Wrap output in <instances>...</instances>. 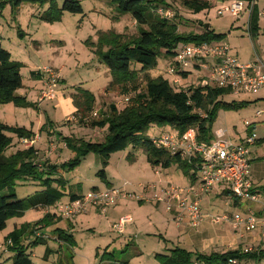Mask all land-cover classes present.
<instances>
[{
	"label": "rangeland",
	"instance_id": "rangeland-1",
	"mask_svg": "<svg viewBox=\"0 0 264 264\" xmlns=\"http://www.w3.org/2000/svg\"><path fill=\"white\" fill-rule=\"evenodd\" d=\"M65 1L72 0H0V44L10 54L11 61L21 65L20 74L22 78V88L16 94L18 99L0 104V123L7 127L4 134L10 140V147L4 153L6 157L27 149L22 139L12 129H25L31 133L41 131L44 138L37 145L40 158L43 157L44 150L48 149V145L51 144L55 146L52 159L61 160L62 165L77 158L78 148L82 142L102 143L108 134L107 126L103 129L83 126L78 123V117L75 116L67 122L54 112L52 103L40 106L37 92L42 88L39 82L31 78L33 71L38 73V69L48 68L58 73L60 78L57 91H62L69 97L91 94L94 98L93 109L90 114L86 115L84 119L86 122L98 121L103 116H108L110 105H114L119 112L125 108H137V96L145 93L148 78L162 77L171 85L175 79L167 73L169 66L173 65L172 61L158 59V65L155 69L140 74L138 85H134L135 88L129 84L123 85L129 88V91L124 95L121 94L120 87H113L111 90L114 79L102 61L101 53L106 52L107 48L101 43V40L103 37L113 34L125 35L128 38L137 37V27L132 17L129 14H117L113 0H77L80 3L82 14L59 13L58 11H61ZM158 1L160 2L153 3V6L158 5L162 11L170 13V21L177 25L180 34L190 32L200 34L205 30L203 25H209L216 34H228L226 29L228 21L216 16V11L219 8L216 3L210 4L208 10L199 14H192L184 8L182 0H163V4H161V0ZM230 44L234 45L232 47L238 49L241 54L251 52L245 48L244 44H239L234 36H232ZM256 46L259 48L257 44ZM229 49L230 52L233 51L230 46ZM140 68L139 65L131 66V69L135 71H139ZM188 72H190V77L180 83L182 86L187 84L184 86L185 88L200 87L202 82L208 80L209 77L207 71L204 70L190 69ZM209 85L211 88H215L213 83L209 82ZM19 93L22 96H19ZM255 95L234 96L226 93L221 96L218 101L223 104L242 105L247 101L248 103L235 110L220 108L213 124V133L216 130H223L227 132L225 139L235 143L243 140L246 137V131L242 121L244 119L251 121L256 110L264 108V104L255 105L253 103ZM248 97L251 99L248 100ZM94 113L96 114L95 117L93 116ZM45 114L49 117L53 127L49 126ZM55 129L58 130L56 137L46 144L47 131L53 132ZM165 130L170 129L150 125L146 130V136L153 139ZM256 132L257 135H264V130L259 128ZM61 137L70 139L72 148H66ZM128 149L130 154L133 152L135 158L133 166L118 169L117 164H110L106 172L108 179L114 180V186H116L114 189L122 190L133 197L130 200L119 201L115 207L107 209L105 213L89 207L86 213L80 216L81 218L78 217L80 221L77 219L79 222L75 225V232L72 233L76 245H73L72 248L63 245L62 248L63 255L67 258L72 257L68 259L70 264L99 263L98 259L104 253V249L111 244L113 239L118 238L119 234L112 230L110 232L109 228L106 227V218L115 216H127L131 219L130 223H133L124 226V236H128V229L132 227L134 230L137 228L138 233L141 234L146 230V233H143L144 237L146 234H157V232L162 235V239L148 238L143 241L144 243H138V247L133 244L131 250L124 253H121L115 246L118 261L126 262L131 259L132 263L130 264H159L155 256L157 254L166 255V251L163 250L167 244L169 245L168 248L173 243L175 246L179 245L184 249L189 248L186 247L185 236L190 228L186 222H182L181 226L177 225L172 220V215L166 213L163 204L148 201L155 195L161 196L162 190L169 186L188 187L190 180L185 176L183 169L177 165H172L166 170L154 169L147 163L142 150H133L130 147ZM116 154L120 155L121 153ZM78 158L81 159L79 166L63 175L68 182L81 185L82 191L87 194L93 186L100 183L97 173L101 169V162L100 158L93 153L84 157L79 154ZM112 161H114V157ZM252 164L255 169L252 175L254 183L264 187V177H262L264 176V160L254 161ZM37 184L32 181H18L13 189L18 199H24L42 190ZM125 184L127 186L124 189ZM148 186H154L155 189H145ZM223 189L225 188L223 187ZM134 195H142L146 202H137ZM208 197L201 206L203 215L207 213L213 216H220L224 213L245 214L243 209H234L233 207L237 206V203L225 193H219L218 187L214 188ZM64 202L66 201L61 200L58 204ZM52 212L53 208L30 211L25 222L31 224L25 225L26 229L18 233L21 243L27 247H30L33 238H37V234L43 236V238H39L40 240L47 242L46 245L41 244L27 251L32 264H58V246L57 249L54 248L55 241L50 240L49 236L52 237L56 229H68L67 225L70 222L56 218L53 219L54 224L48 227L38 224L39 219ZM20 219L10 220L6 229L0 231V264H12L13 253L8 252L12 244L5 239L14 230V225L24 222ZM149 220L154 222L153 228H149ZM209 223L207 225L209 226L207 244L217 245L216 239L221 237L223 233L230 234L232 237L236 234L229 224L224 223L215 226ZM92 227L94 228L93 232L89 231V228ZM219 245L214 246L213 249L223 252L222 244ZM46 246H49L55 253L49 254L44 259ZM96 249L99 250L97 255ZM258 249L259 246H256V250ZM138 250L142 251L143 254L139 255ZM189 250L187 252L193 254H198V252L202 254L203 252L193 248ZM240 264H264V254L259 259L241 262Z\"/></svg>",
	"mask_w": 264,
	"mask_h": 264
},
{
	"label": "trees",
	"instance_id": "trees-1",
	"mask_svg": "<svg viewBox=\"0 0 264 264\" xmlns=\"http://www.w3.org/2000/svg\"><path fill=\"white\" fill-rule=\"evenodd\" d=\"M116 13L119 15L129 14L136 27L137 37L128 38L125 35H109L103 37L101 43L107 48L101 53L102 61L113 76L114 83L111 86L120 87L121 94L129 91L123 85L129 84L135 88L138 85L140 74L153 70L158 65V59L171 60L175 77L179 79V85L170 84L162 77L155 79L148 78L145 85V93L137 96V108H125L118 111L114 105L109 106V115L103 116L98 121H84L86 115L93 109L94 98L91 94L73 95L72 101L76 109L75 117H78L79 124L92 128L103 129L108 127V134L102 143H84L78 148V155L87 156L90 153L100 158L101 169L97 178L105 182V168L108 166L111 155L124 152L129 147L142 150L146 156L147 163L154 169L166 170L172 165H177L185 172L191 185L195 183L196 177L190 173V167L182 162L179 157H172L167 152L156 149L146 136V130L150 125L167 127L183 134L189 129L196 131L198 142H209L213 139L212 131L217 111L220 108L235 110L242 108V105L223 104L218 99L229 93L225 89L211 87L185 88L180 85L190 77L189 70H182L175 64L176 49L180 45H200L221 41L224 36L215 34L210 29L197 34L190 32L180 34L177 25L170 21V18H163L156 14L158 5L153 3L158 0H113ZM211 0H182V5L192 14H199L210 7ZM161 0V4H163ZM59 13L82 14L79 1H65ZM205 27V25H203ZM105 36V35H104ZM253 38V36H252ZM132 65H139V71L131 69ZM21 65L11 61L10 54L0 44V104H6L17 100L16 92L22 88ZM32 75L37 74L31 72ZM135 85V86H134ZM125 87V88H124ZM132 89V88H131ZM134 90V89H132ZM246 104V102H245ZM7 127L0 123V231L7 227V223L14 218H22L28 211L48 210L56 206L68 195L69 200L78 199L74 194L66 195V183L62 173L76 169L80 160L77 158L60 166H53L45 162L42 165L37 163V151L29 147L13 155L6 157L5 151L10 147V140L4 134ZM21 139L31 141L34 134L25 129H12ZM66 148L71 147V140L61 137ZM128 154L127 158H130ZM58 176V178H55ZM32 181L38 183L42 191L32 196L18 199L13 187L16 182ZM79 186V185H78ZM77 186V188H78ZM70 188V187H69ZM95 191V190H92ZM228 195V193H225ZM54 215L47 213L38 224L45 227L53 224ZM25 226L14 229L5 240L12 246L8 252L13 253L12 264H32L27 255L29 249L41 245L39 238L30 242V247L24 246L18 233L23 231ZM57 230H55L56 232ZM59 231V230H58ZM70 247L73 241L63 235L58 236ZM52 254L46 249L44 259ZM264 251L243 253L242 251H228L222 254H193L184 249H174L169 254L156 255L155 259L159 264H240L250 262L253 259L261 258ZM70 256V255H69ZM72 257H68L71 259ZM129 264L119 262L115 257L104 251L99 258L102 264ZM58 264H70L69 260L64 263L58 259Z\"/></svg>",
	"mask_w": 264,
	"mask_h": 264
},
{
	"label": "built area",
	"instance_id": "built-area-1",
	"mask_svg": "<svg viewBox=\"0 0 264 264\" xmlns=\"http://www.w3.org/2000/svg\"><path fill=\"white\" fill-rule=\"evenodd\" d=\"M247 4L245 0H234L228 5H221L216 11V16L230 17L239 22L245 12H252L257 0H247ZM156 14L163 18L171 17L169 12L162 9H158ZM247 35L252 39L251 33L248 32ZM175 64L182 70L207 71L209 77L202 82V88L210 87L211 82L215 87L225 89L234 96H251L264 89V62L257 59L241 64L231 55L229 46L225 43L180 45L176 49ZM37 72L43 82L40 101L55 99L60 78L58 73L48 68L38 69ZM167 73L175 78L173 84L178 86L180 81L175 77L174 69H168ZM262 114L264 109L255 112V119ZM242 124L246 137L238 143L225 139L227 132L223 130L215 131L213 139L209 142H198L196 131L193 129L183 134L169 130L151 139L156 149L165 151L172 157H179L186 163L196 181L188 187L169 186L162 190L161 196L155 195L148 202L163 204L166 213L172 215V220L177 225L185 221L193 231L198 230L208 220L215 226L229 224L238 235L252 233L261 227L264 236V194L255 189L251 180V164L253 161L264 160V148L259 153L252 152V148L259 144L257 135L253 132L255 123L243 120ZM23 143L28 145L26 141ZM50 149L53 150L54 147L50 146ZM216 185L223 186L224 191L239 206L244 205V215L224 213L207 218L203 215L201 202L210 196ZM126 186L127 184L123 188ZM147 188L155 189L154 186L145 187ZM132 197L114 188L90 191L76 200L57 204L50 214L55 218L74 222L86 213L89 207L105 213L119 201L130 200ZM134 198L139 203L146 202L142 195H134ZM130 222L129 217H122L112 226V231L121 234L124 226ZM37 238L43 236L37 234Z\"/></svg>",
	"mask_w": 264,
	"mask_h": 264
},
{
	"label": "crops",
	"instance_id": "crops-1",
	"mask_svg": "<svg viewBox=\"0 0 264 264\" xmlns=\"http://www.w3.org/2000/svg\"><path fill=\"white\" fill-rule=\"evenodd\" d=\"M233 1L234 0H211L209 3L210 4L216 3V4H218L217 6L220 7L221 5H228ZM245 3L247 4V0H245ZM246 6L248 7V4ZM261 14H264V0H257V5L252 10V12L251 13H249V11L245 12L239 22H236L234 19H232L230 17H224V19H227V21H228V24L226 27V29L228 30L227 31L228 34H225V33L219 34V35H223L224 38L221 41H218L215 43H225V44L229 45L233 50L230 52L231 55L233 57H235L241 64L251 63V62L256 61L257 59H260L262 62H264V16H262ZM203 24H204V22H203ZM204 29H205V27H204ZM208 29L212 30L210 26ZM212 31H214V30H212ZM248 32L251 33V36H253L252 39L247 35ZM214 33L216 34L215 31H214ZM245 35L247 38L245 37ZM232 36L236 37L237 42L239 44H244L245 48H247V50L249 49L251 52L249 54H248V52L241 54V53H239L238 49L233 48L234 45L230 44V40H232ZM256 44L258 45L259 48H257ZM33 72H35V71H33ZM31 78L34 81L39 82L41 85V88L43 89L42 77H40V75L38 73L34 74V75L31 74ZM41 91L42 90L37 92V96H38L37 98H39L38 102L41 103L40 106L47 104V103H52L54 106V112H56L62 119L66 120L67 122H69L71 120V118H73L76 115V109L73 105L72 97L67 96L62 91H57L55 99L50 100V101H40V92ZM16 94H17V92H16ZM16 94H15V96H16ZM18 95L22 96L21 93H19ZM255 96L256 97H254L255 99L253 101V103H255V105L256 104L257 105L264 104V89L259 91ZM250 99L251 98H249L248 100H250ZM246 103H248V101ZM244 105H245V102H244ZM262 109H264V108H261V110ZM259 110L260 109H257L256 112ZM45 115H46V119L48 120L49 126L53 127V125L49 121V117L47 116V114H45ZM247 121H250V120H247ZM251 122L255 123V127H254L253 132L256 135H257L256 131L258 130V128L261 130H264V114H262L259 118H256V119L253 116V119L251 120ZM166 131H169V130H165V132ZM57 133H58L57 129L53 130V132L47 131L46 144L48 142L52 141V139L56 137L55 135ZM33 134H34V138L31 141L26 140V139H22V141H26L28 144L27 146L25 145V148L33 147L37 151V159H36L37 163L39 165H42L47 161L48 164L53 165V166L62 165L61 160L52 159L55 146L53 145L54 149L52 150V149H50V146H52L51 144L48 145V147H49L48 149L44 150L43 157L40 158L39 151L37 150V145L43 141V138H44L43 133L41 131H37ZM257 138L259 140V144L252 148V152L259 153L261 151V149L264 148V135H261V136L257 135ZM63 145H64V143H63ZM128 150L129 149H127L124 152H120L121 153L120 155L113 154L110 156L109 162H108V167H106L104 170L105 177H106L105 182L100 181V183L98 185L93 186V188H91L90 191H92V190H105L107 188L116 187V186H114V180L110 181L108 179L106 169L110 167V164H112V165L117 164L116 167H118V169H120V167H123V168L129 167L130 168V166H133L135 158H134L133 152H132L130 158H127L128 154H129ZM113 157H114V161H112ZM258 161H261V160H258ZM254 170H255L254 165L251 164V180H252V183H253L255 189L259 193L264 194V187L257 186L252 179V175L254 174ZM63 174L64 173H62L61 176L66 183V187H67L66 188V195L71 194V193L76 195V196H81V195L86 194L82 191L81 185L74 184L72 182H68L67 180L64 179ZM262 177H264V176H262ZM55 178H58V176H56ZM77 186H78V188H77ZM189 186H191V183ZM216 187H218L219 193H226V191H224V189L221 185H216L214 188H216ZM207 198H209V197H206L202 200L201 206L204 203V201L207 200ZM68 200H69L68 195L62 199V201H66V202ZM233 208L234 209H243V211H245L244 206L243 205L239 206L238 203H237V206H234ZM153 210H156V209L153 208ZM29 213H30V211H28L24 214V216L20 219V220H24V222H21L19 225H14V229H19L22 226L31 224L30 222H25L29 216ZM204 215H206L205 217L207 218L211 214L207 213ZM115 217L106 218V224H107L106 227L109 228L110 232L112 230V226L114 224H116L119 221V219L122 218L123 216H119V217L115 216ZM80 218L78 219L79 221H80ZM40 220L41 219H39L38 222ZM78 220H76L75 222H70L67 225L68 229L67 228L65 230L56 229L57 231L54 233V235L52 237L49 236L50 240L55 241L53 244L54 248L57 249V246H58L59 253L57 252L58 253L57 259H61V261H63L64 263H66L68 261V258L65 255H63V249H62L63 245L65 247L67 246L69 248H72V247H70L63 240H60L58 236L63 235V237L65 236L67 239H71L73 241V245H76V243L73 240L72 233L75 232V225L77 224V222H79ZM208 222L209 221L206 220L202 224V226L199 228V230L192 231V230L188 229V232L185 236L186 247H189L188 249L181 248L179 245L175 246V244L173 243L170 248H168L169 245L167 244L163 251H166V254H169L168 252L171 250H174V249H184L186 251H190L189 249L193 248V249H196V251L201 250V252L203 251L202 252L203 254H207V255L211 254V253L222 254V253H225L228 251H238V250L242 251L243 253H247V252L257 251L256 246H259L258 250L264 251V236H262V228L261 227L252 233H245L243 235H238L237 233L235 234V232H234L235 235L233 237L230 234L223 233L221 237H217L216 242H217V245H219L220 243L222 244L224 251L223 252L216 251L215 249H213V247L217 246V245H211V244L206 243V239L208 237L207 236L208 235V228H209V226H207ZM127 224H133V223H127ZM148 224H149L148 225L149 228L154 227V222H151L149 220ZM134 225L136 227L135 222H134ZM178 225L181 226L182 224L180 223ZM44 229H46V228H44ZM90 230L93 232L94 228L93 227L89 228V231ZM128 230H129L128 236H124L123 234L125 232V229L123 228V231L121 234L118 235V238H116L115 240L113 239L111 244L104 249L105 252H107L108 254H111V256L115 257V259H116L115 246L118 247V250H120L121 253H124L125 251L131 250V248L133 247V244H136V246L138 247V243L143 242L148 238L157 237L159 239H162V235L160 232H157V234H146V236L144 237L143 233H146V230H144L145 232H142V234L140 232L138 233L137 228H136V230H134V227L129 228ZM33 240H34V238L31 241H33ZM45 243L47 244V242L41 240V244H45ZM139 248H140V245H139ZM46 249H49L52 254L55 253V252H53V250L49 246H46L45 251H46ZM96 250H97V252H96V255H97V253H99V250L98 249H96ZM45 251H44L43 258L45 256ZM137 252L139 255L143 254V252L140 250H138ZM98 261H99V259H98ZM131 261L132 260L129 259V261H128L129 264L132 263ZM119 262H121V261H119ZM98 264H100V263H98ZM102 264H105L104 261L102 262Z\"/></svg>",
	"mask_w": 264,
	"mask_h": 264
},
{
	"label": "water",
	"instance_id": "water-1",
	"mask_svg": "<svg viewBox=\"0 0 264 264\" xmlns=\"http://www.w3.org/2000/svg\"><path fill=\"white\" fill-rule=\"evenodd\" d=\"M209 28V25H205V29H208Z\"/></svg>",
	"mask_w": 264,
	"mask_h": 264
}]
</instances>
